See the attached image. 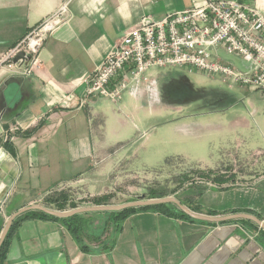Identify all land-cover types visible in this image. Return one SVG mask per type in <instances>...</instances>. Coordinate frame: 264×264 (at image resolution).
Here are the masks:
<instances>
[{
  "label": "crops",
  "instance_id": "1",
  "mask_svg": "<svg viewBox=\"0 0 264 264\" xmlns=\"http://www.w3.org/2000/svg\"><path fill=\"white\" fill-rule=\"evenodd\" d=\"M63 1L0 0V58ZM202 1L68 0L67 20L48 33L29 75L0 64V231L11 214L53 192L80 185L88 196L109 190L116 176L115 150L164 117L167 97L163 83L150 74L137 82L136 94L129 92L133 100L124 90L116 102L85 97V79L142 16L161 18ZM240 1L264 16V0ZM245 88L264 102L260 91ZM250 113L261 121L263 129L257 128L264 138V109ZM248 121L238 115L231 128L220 124L195 134L222 139L244 130ZM259 144L251 148L243 140L235 167L218 168L207 179L211 184L183 204L203 214L240 212L264 222V147ZM111 217L90 211L71 219L20 220L10 231L3 264H264L263 229L250 218L211 222L161 208L137 209L109 236ZM80 220L76 233L72 227Z\"/></svg>",
  "mask_w": 264,
  "mask_h": 264
},
{
  "label": "rangeland",
  "instance_id": "2",
  "mask_svg": "<svg viewBox=\"0 0 264 264\" xmlns=\"http://www.w3.org/2000/svg\"><path fill=\"white\" fill-rule=\"evenodd\" d=\"M219 55L224 61L241 67L236 56L223 51H219ZM149 74L161 85L163 83V92L167 97L163 104L164 117L153 119V124L138 136H135L137 133L133 134L134 142L126 143L115 150L114 155L118 161L114 170L116 176L112 177L109 190L100 194L109 195L107 202L100 204H121L141 197L150 198L151 195L174 196L183 204L184 199L194 196V193L206 187L205 183L198 181L205 179L199 176L198 170L216 173L221 166H234V158L239 154L243 140H246L247 146L254 143L249 146L251 148L258 143L264 147V138L257 128L261 126L263 129V125L261 121H255L256 116L250 113L255 107L257 113L264 109V102L256 93L249 92L245 87L233 84L228 79L223 80L217 74L199 71L191 66L148 68L143 76L148 75L149 78ZM124 90L126 98L133 100L128 89ZM173 93L179 97H175ZM217 95L232 96L234 100L229 101L226 97L213 101ZM226 103L234 104L226 106ZM222 106H226L222 109L223 112H212V109ZM238 115L249 120L243 123L244 130L239 131L240 133L232 130L231 134L222 139L209 134H195L197 130H206L220 124L231 128ZM106 186L96 190L103 191ZM71 191H65L64 195L69 194L71 197L68 199L77 202V206L94 205L96 203L92 202V197L100 196H88L82 185L75 186ZM39 201L36 204L47 208L70 209L67 208L69 206L58 209L55 203L45 204L44 199ZM111 222L109 236L116 229L114 220Z\"/></svg>",
  "mask_w": 264,
  "mask_h": 264
},
{
  "label": "built area",
  "instance_id": "3",
  "mask_svg": "<svg viewBox=\"0 0 264 264\" xmlns=\"http://www.w3.org/2000/svg\"><path fill=\"white\" fill-rule=\"evenodd\" d=\"M67 3L63 1L32 26L0 58V64L15 65L16 73L29 75L39 63V50L48 33L67 20ZM219 49L237 56L243 68L224 62ZM21 51L23 57L14 62L13 57ZM167 65L217 74L264 95L263 14L240 0H203L161 18L144 15L86 77L84 95L116 102L124 89L136 94V84L145 79L143 73L148 68Z\"/></svg>",
  "mask_w": 264,
  "mask_h": 264
},
{
  "label": "water",
  "instance_id": "4",
  "mask_svg": "<svg viewBox=\"0 0 264 264\" xmlns=\"http://www.w3.org/2000/svg\"><path fill=\"white\" fill-rule=\"evenodd\" d=\"M23 57V52L17 53L13 57V61H17L18 58ZM171 202L175 204L179 209H181L183 212L188 214L189 216L196 218V219H203L211 222H218V221H225L230 219H237V218H250L254 220L260 228L264 230V222L257 218L254 215L247 214V213H240V212H233L223 215H215V214H203L200 212H196L191 210L188 206L182 204L176 197L174 196H163V197H150V198H143L140 199L121 203V204H94L89 206H77L73 207L67 210H57V209H51L47 208L45 206L39 205V204H33V205H27L13 214H11L5 221L3 228L0 231V245L2 241L4 240L6 233L12 223V220L19 215L20 213L29 210V209H38L42 210L46 213L58 216V217H66L69 215H72L74 213H81V212H90V211H117L128 207H139V206H145V205H153L158 203H166Z\"/></svg>",
  "mask_w": 264,
  "mask_h": 264
},
{
  "label": "trees",
  "instance_id": "5",
  "mask_svg": "<svg viewBox=\"0 0 264 264\" xmlns=\"http://www.w3.org/2000/svg\"><path fill=\"white\" fill-rule=\"evenodd\" d=\"M198 174L199 176H201V178H205L204 180H198L201 183H206L208 182V177H210V174H212V171H205V170H198ZM210 182V181H209ZM68 195V194H67ZM64 195V192L59 191L57 193L54 194H50L48 196H46V198L44 199L46 204L47 203H55L56 204V208L58 209H62L65 206H69V207H74L77 206L76 203L77 202H71L69 200L68 202V198L69 196ZM109 195H100V196H95L92 197V202L96 203V204H100V203H105L107 202V198ZM152 197H155L154 195H151ZM69 204V205H68ZM173 205V206H172ZM174 206L176 208H174ZM146 208H161L166 212H174L177 213L178 215H181L183 217H187V218H191L194 219L193 217L189 216L188 214H186L185 212H183L181 209H179L175 204L171 203V202H166V203H158V204H153V205H145V206H139V207H128V208H124L121 210H117V211H100V212H106L109 213L112 217V220H114L115 223H117L116 221L119 222V220L123 219L126 215H128L129 213L137 210V209H146ZM192 210H195L194 208H191ZM196 211V210H195ZM76 214L79 213H75L73 215H70L68 217H65L64 219H71L73 218ZM208 214H214V212H208ZM33 216H38L40 218H58L52 214L46 213L44 211L41 210H37V209H31V210H27L23 213H21L19 216L15 217V219H13L7 233L6 236L4 238V240L2 241L1 245H0V264H3V259L5 257L8 245H9V235H10V231L12 229V227L18 223L20 220H23L27 217H33ZM78 224H74L73 225V230L76 231V233L79 232V229L81 228L82 224H81V220L77 221ZM264 233V230H261Z\"/></svg>",
  "mask_w": 264,
  "mask_h": 264
},
{
  "label": "flooded vegetation",
  "instance_id": "6",
  "mask_svg": "<svg viewBox=\"0 0 264 264\" xmlns=\"http://www.w3.org/2000/svg\"><path fill=\"white\" fill-rule=\"evenodd\" d=\"M225 98V96L223 97V96H219L218 97V95L213 99V101H216V100H221V99H224Z\"/></svg>",
  "mask_w": 264,
  "mask_h": 264
}]
</instances>
